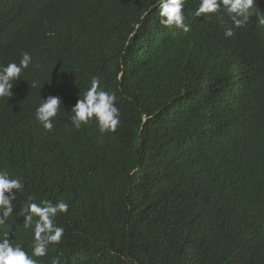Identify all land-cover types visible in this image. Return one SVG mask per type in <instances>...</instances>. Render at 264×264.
Listing matches in <instances>:
<instances>
[{
	"label": "trees",
	"instance_id": "trees-1",
	"mask_svg": "<svg viewBox=\"0 0 264 264\" xmlns=\"http://www.w3.org/2000/svg\"><path fill=\"white\" fill-rule=\"evenodd\" d=\"M199 3L185 32L159 0H0V65L32 57L0 97V169L22 177L0 231L32 246L19 209L34 195L69 205L50 264H264V38ZM93 76L115 131L71 121Z\"/></svg>",
	"mask_w": 264,
	"mask_h": 264
},
{
	"label": "clouds",
	"instance_id": "clouds-1",
	"mask_svg": "<svg viewBox=\"0 0 264 264\" xmlns=\"http://www.w3.org/2000/svg\"><path fill=\"white\" fill-rule=\"evenodd\" d=\"M185 0H159L160 24L165 26L184 27ZM222 6V7H221ZM220 9V10H219ZM224 12L237 27L246 26L250 22L260 28L259 35L264 38V0H200L196 15ZM185 32L188 31L184 27ZM232 28H226L225 36H232ZM28 52L22 53L19 63L8 62L0 65V97L9 95L11 81L21 76L31 62ZM37 82L33 81V87ZM115 94L104 90L98 77L91 78L90 87L78 99L71 112V121L76 129L95 118L101 132L115 131L120 124V111L115 103ZM60 109V98L49 96L46 102H40L37 107V117L44 129L53 128V118ZM8 169H0V229L6 223L7 217L14 212L13 201L21 189V179ZM68 203V201H66ZM64 201L53 203L47 199H39L34 195L27 198L19 213L26 218L24 229L31 231L32 246L26 247L21 242L12 239L6 228L0 231V264H50L43 257L48 254L49 247L61 243L64 228L58 226L57 216L65 213L69 205ZM58 264L57 260L52 262Z\"/></svg>",
	"mask_w": 264,
	"mask_h": 264
}]
</instances>
